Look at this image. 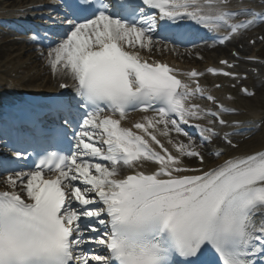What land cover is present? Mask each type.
I'll list each match as a JSON object with an SVG mask.
<instances>
[{
    "label": "snow or ice",
    "instance_id": "6c2138e0",
    "mask_svg": "<svg viewBox=\"0 0 264 264\" xmlns=\"http://www.w3.org/2000/svg\"><path fill=\"white\" fill-rule=\"evenodd\" d=\"M227 3L142 0V7L126 5L117 13L106 0H63V16L51 20L63 26V38L49 47L46 61L53 74L72 79L76 99L54 101L50 110L63 114V124L40 129L39 136L54 142L74 125L79 128L74 130L76 143L70 155L43 150L33 170L5 178L0 264H197L208 246L220 264H254L250 257L258 254L264 260V150L229 156L206 170L186 167L183 157L204 163L191 137L188 143L169 138L174 155L156 133L188 135L181 124L208 116L225 124L220 112L234 109L218 104L198 82L192 88L178 79L177 69L141 55L154 45L159 50L160 42L154 41L158 29L170 32L174 42H184L189 35L181 28L185 20L210 30L226 28L220 43L264 21V11L243 5L233 10ZM240 15L250 18L236 20ZM43 39L51 43V34L45 32ZM220 63L232 67L226 60ZM207 71L237 75L213 67ZM184 75L195 81L202 73L191 69ZM197 94L206 95L219 111L186 103ZM136 109L155 114L122 126L128 111ZM194 127L202 142L216 135L212 127ZM225 139L232 145L227 135ZM12 146L18 160L31 158L30 138L19 137ZM212 154L224 155L217 149ZM146 162L157 167L145 172ZM125 169L132 171L124 174ZM89 244L102 246L106 254L86 249Z\"/></svg>",
    "mask_w": 264,
    "mask_h": 264
},
{
    "label": "bare ground",
    "instance_id": "6f19581e",
    "mask_svg": "<svg viewBox=\"0 0 264 264\" xmlns=\"http://www.w3.org/2000/svg\"><path fill=\"white\" fill-rule=\"evenodd\" d=\"M27 2V3H26ZM28 4V0H0V5H7L16 7L18 5L23 6L24 4ZM16 45V46H15ZM36 44L33 40L28 42H18L15 40L14 42L11 41H3L0 43V97L2 96L1 91L3 89H7L8 85L12 84H19V79H14L16 83H9L12 81V78L9 76L7 77L6 74L16 72L18 73L20 69H26L25 72L20 76L21 79L27 78L28 81L39 83L40 85H44V82L42 80V76L47 71V65L48 63L44 64L43 67L41 65V62L39 61L40 57H33V50L35 49ZM47 52V51H45ZM47 55V54H46ZM26 59V57H30ZM46 60L43 59V61ZM47 62V61H46ZM48 70L52 71L50 66L48 65ZM70 79V77L57 73L54 77H49L45 80L46 83H52L53 80L57 79ZM7 85V87H6ZM34 86L40 89V87L36 85H29ZM6 87V88H5ZM52 88V86L48 87ZM253 118L260 120V117H264V114H262V111L260 108H252L251 111ZM264 130V129H263ZM258 137H255L251 146H254V151H261L264 150V135L261 134V131L257 134Z\"/></svg>",
    "mask_w": 264,
    "mask_h": 264
},
{
    "label": "rangeland",
    "instance_id": "374dc122",
    "mask_svg": "<svg viewBox=\"0 0 264 264\" xmlns=\"http://www.w3.org/2000/svg\"><path fill=\"white\" fill-rule=\"evenodd\" d=\"M0 39H3L2 37H1V34H0ZM264 48V47H263ZM41 65H43V67L45 66L44 65V63H42ZM48 71V70H47ZM48 74V73H47ZM264 90H262V92H263ZM262 94H264V93H262ZM258 95H256V97H257ZM264 95H262V97H263ZM261 97V96H260ZM251 99H254V98H251ZM251 99H249V101L251 100Z\"/></svg>",
    "mask_w": 264,
    "mask_h": 264
}]
</instances>
